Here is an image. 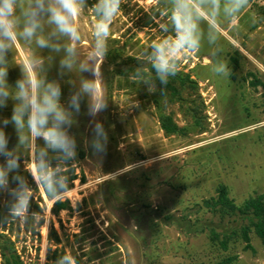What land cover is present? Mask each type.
Here are the masks:
<instances>
[{
  "label": "rangeland",
  "instance_id": "1",
  "mask_svg": "<svg viewBox=\"0 0 264 264\" xmlns=\"http://www.w3.org/2000/svg\"><path fill=\"white\" fill-rule=\"evenodd\" d=\"M95 2L88 0L89 7ZM159 11L157 0H124L111 26L108 55L101 66L108 107L96 117L108 132L107 151L102 158L92 154L85 100L71 129L78 155L69 173L73 190L67 194L68 209L52 213L53 203L35 189L24 170L29 156L21 150V174L35 189L32 210L41 216L27 225L12 220L0 231L14 243L22 264L47 263L51 228L60 239L58 248L81 264H217L231 256L233 264H264V245L247 219L239 214L221 217L202 203L216 197L219 185L226 186L237 206L264 197V0H249L238 19L222 20L218 44L205 39L199 54L181 60L178 74L197 84L182 93L193 100L196 121L179 103L170 104L168 94H150L133 79L132 72L147 65L141 53L164 35ZM92 23V13L85 9L80 18L81 59L93 42ZM30 48L44 58V50L22 40L8 54L7 80L13 88L21 78L19 63ZM218 52L230 62V78L214 74L207 63ZM48 68V79L62 85ZM77 76L71 73V80ZM72 90L69 84L62 102ZM14 104L9 99L7 107L0 108V126L10 119ZM162 115L170 116L182 131L165 135ZM4 130L9 148H14V125ZM37 142L43 146L42 140ZM6 199L0 196V214L6 211ZM243 228L250 231V250L241 238ZM226 236L224 251L219 242Z\"/></svg>",
  "mask_w": 264,
  "mask_h": 264
},
{
  "label": "clouds",
  "instance_id": "2",
  "mask_svg": "<svg viewBox=\"0 0 264 264\" xmlns=\"http://www.w3.org/2000/svg\"><path fill=\"white\" fill-rule=\"evenodd\" d=\"M124 0H96L89 7L88 0H0V108L15 101L10 119L0 126V196H6V211L0 214V227L15 220L20 225L36 223L41 212L32 210L35 189H39L54 205L67 199L73 190L69 173L74 170L78 155L76 136L71 132L82 102L87 101V115L91 118L92 154L103 157L109 142L108 132L96 119L106 111L108 99L103 90L101 66L108 55L111 26L121 13ZM159 15L164 19L159 30L164 33L153 40L149 49L141 53L149 65L146 75L138 68L134 80L144 84L147 91L166 95L170 77L177 75L181 60L197 55L205 39L208 44L219 43L218 28L222 20L231 22L249 5V0H157ZM162 5V7H161ZM85 9L92 13L90 51L81 59L78 49L83 39L80 18ZM214 21V23H213ZM46 26L50 28L45 31ZM63 39V42L61 40ZM35 44L36 48L63 53L59 59L58 75L78 73L69 80L72 91L67 102H62L60 80H49L48 66L41 56L29 49L19 63L21 78L14 88L8 84V54L19 41ZM219 51H223L221 45ZM209 58L212 72L230 78L232 70L227 59ZM88 73L89 77L84 76ZM159 82V89L157 88ZM14 125L18 143L9 148V137L4 128ZM42 140L43 146L37 141ZM21 150L27 151L24 161L36 185L34 189L21 174ZM72 183V182H71ZM54 264H77L75 257L59 256Z\"/></svg>",
  "mask_w": 264,
  "mask_h": 264
},
{
  "label": "trees",
  "instance_id": "3",
  "mask_svg": "<svg viewBox=\"0 0 264 264\" xmlns=\"http://www.w3.org/2000/svg\"><path fill=\"white\" fill-rule=\"evenodd\" d=\"M45 31H49L48 28ZM63 42V39L61 40ZM63 53H52L50 50L44 49V61L47 66L53 68V73L58 75L59 72V59ZM150 66L146 65V67H137L142 68L145 71L146 75H153L148 73V68ZM132 71V70H130ZM134 75V71L132 72ZM52 79V78H49ZM62 82V96L69 85L68 81L71 80V73L66 74L61 78ZM160 85L157 82V88L159 89ZM197 88V84L190 78L188 75L180 76L178 73L174 77H170L169 83L166 88V94L169 96V103H179L180 106L184 107L189 115H191L192 119L195 121L196 119V107L194 105L193 100L190 98H183L182 93L185 90L193 91ZM159 91V90H158ZM160 94V92H159ZM198 123V122H197ZM160 129L165 133V135H173L176 133H180L182 129H180L168 115L160 116ZM81 156V152L79 153ZM30 179L31 176H29ZM33 181V180H32ZM33 183V182H32ZM204 208L208 209L213 214H218L221 217L225 216H233L235 214L241 215L243 218L247 219L250 224V227L253 233L260 239L261 243L264 245V197L262 195H258L253 198H249L245 200L240 206H237L232 199L228 196V191L225 185H219L216 189V197L210 198L208 200H204L203 202ZM37 208V207H36ZM69 208V203L66 200L65 202H57L52 206V213L57 214L61 210H65ZM38 209V208H37ZM249 228H243L241 232V238L243 243L245 244V249L250 250V240H249ZM212 239H217V234L214 231H211ZM48 240L47 247V263L46 264H54V261L57 257L65 255L63 251L58 248L60 244V239L57 235V232L51 228ZM219 245L222 250H227V236L225 239H222L219 242ZM53 247V250H52ZM75 257V256H73ZM77 264H81L80 260L75 257ZM0 264H22L14 243L11 239L0 231ZM235 261V257H227L223 259L221 262L217 264H233Z\"/></svg>",
  "mask_w": 264,
  "mask_h": 264
}]
</instances>
